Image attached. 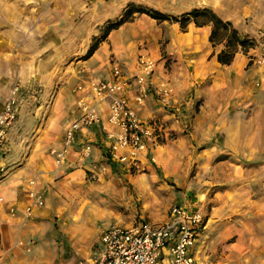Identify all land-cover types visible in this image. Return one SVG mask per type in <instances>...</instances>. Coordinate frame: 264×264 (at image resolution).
Listing matches in <instances>:
<instances>
[{
    "label": "rangeland",
    "instance_id": "374dc122",
    "mask_svg": "<svg viewBox=\"0 0 264 264\" xmlns=\"http://www.w3.org/2000/svg\"><path fill=\"white\" fill-rule=\"evenodd\" d=\"M130 4L174 16L182 10L176 0H0V112L12 85L19 87L16 122L0 147V180L8 168L34 154L47 159L56 129L72 121L80 80L104 79L114 63L130 74L139 54L168 64L165 32L176 24L134 14L104 36L108 23ZM101 39L98 49L104 58L89 62L88 48ZM254 43V57L247 55L252 49L245 55L254 70L263 71L264 63L254 60L264 57V33ZM252 81L255 89L260 87V77ZM191 120L182 131L169 130L168 138L159 140L152 153L155 162L143 170L110 168L104 149L89 170L45 185L39 210L50 211L58 251L51 264L91 257L107 227L160 223L174 205L205 217L200 242L205 241L207 264H264V97L254 96L252 103L230 111L210 140L209 130L199 137L193 133ZM45 168L30 179L51 173ZM64 228L72 231L64 234ZM0 264H9L3 255Z\"/></svg>",
    "mask_w": 264,
    "mask_h": 264
},
{
    "label": "crops",
    "instance_id": "0c3cea01",
    "mask_svg": "<svg viewBox=\"0 0 264 264\" xmlns=\"http://www.w3.org/2000/svg\"><path fill=\"white\" fill-rule=\"evenodd\" d=\"M176 2L182 9L178 12L179 15L193 9L206 8L221 20L230 22L241 37L258 41V38L263 36L264 0H176ZM164 23L166 22L161 24ZM176 25V27L170 25V32H165L168 42L164 52L168 64H165L164 60L158 62L152 76L154 84L167 81L173 89V97L167 108L160 106L153 98L149 99L141 109L140 115L145 120L161 118L159 122L164 123L168 131L176 129L178 132L186 127L192 117L193 133L199 137L204 131L209 130L210 135L207 140H210L214 133H219L218 126L230 111L252 103L254 96L264 97V69L260 71L259 67L254 70L255 67L249 64L251 59L247 56L254 57L252 53L258 48L252 49L247 55L238 50L230 65H221L217 62L216 55L224 49V46L223 44L212 46L209 43L210 25L198 27L189 23L184 32L180 30L178 24ZM98 55L101 60L104 58V51H100ZM93 56L89 62L95 60ZM255 76L261 79V85L257 89L254 88L252 81ZM104 77L109 79L110 74H104ZM57 98L58 96L53 105ZM72 112L73 120L76 110L73 109ZM65 120H67L66 116ZM64 125L56 129L58 135H55V140L52 141L54 145L51 148L60 145L67 126ZM87 143L92 148L90 158L85 161L79 160L76 152L71 151L64 164L55 167L50 155L46 160H41L34 154L23 160L21 165L10 167L6 173L4 172L0 180V255H3L7 263L51 264L58 257V251L54 246L56 237L54 238L50 232L48 223L50 211L37 210L28 221L20 217L25 204L26 184L35 170H47L46 166L51 173L45 174L41 179L36 178L43 191L45 185L55 178L89 170L87 166L95 165L93 160L102 157V150L109 151V149L98 126L92 127L87 133L78 134L74 149L78 150ZM26 173H29L27 178ZM10 207L16 208L15 216L8 214ZM71 231V228L63 229L64 234H69ZM18 242H23L24 248H16ZM204 246L205 241L200 242L199 237L195 255L197 264H201L199 258L202 264H207V260L204 262Z\"/></svg>",
    "mask_w": 264,
    "mask_h": 264
},
{
    "label": "built area",
    "instance_id": "2783aa9c",
    "mask_svg": "<svg viewBox=\"0 0 264 264\" xmlns=\"http://www.w3.org/2000/svg\"><path fill=\"white\" fill-rule=\"evenodd\" d=\"M255 58V63H264V57ZM155 70V61L139 54L131 74L114 63L109 79L80 81L74 88L76 115L67 124L60 145L49 150L55 167L64 164L71 151L81 161L90 158V144L74 148L77 135L94 126L99 127L107 143L111 162L119 167L138 171L155 162L152 153L161 138H168L169 131L162 122L143 119L140 112L149 99L167 108L173 97L167 81L153 83ZM18 90L14 83L0 112V147L16 122ZM24 196L20 217L27 220L45 201L36 178L27 181ZM8 212L11 216L17 214L14 207L8 208ZM205 226V217L199 210L174 205L167 220L160 223L142 221L131 226L107 227L99 235L94 254L75 264H197L196 245ZM18 246L24 244L18 242Z\"/></svg>",
    "mask_w": 264,
    "mask_h": 264
},
{
    "label": "trees",
    "instance_id": "16d2710c",
    "mask_svg": "<svg viewBox=\"0 0 264 264\" xmlns=\"http://www.w3.org/2000/svg\"><path fill=\"white\" fill-rule=\"evenodd\" d=\"M134 14L145 15L151 20H154L156 23L170 22L178 24L182 32L185 31L189 23H193L198 27L210 25L211 31L208 39L209 43L212 46L218 44H223L224 46V49L216 55V60L221 65H230L238 50L243 54H246L250 49L255 47V43L252 39L241 37L237 30L232 27L230 22L221 20L215 13L206 8L193 9L189 12L174 16L155 9L140 6L136 7V5L130 4L118 20L108 23V25L104 28V36L129 22L133 18ZM102 41L103 39L90 46L85 57L90 58L98 49V45ZM107 162L108 164L110 163V168H113L114 163H111L108 155Z\"/></svg>",
    "mask_w": 264,
    "mask_h": 264
},
{
    "label": "bare ground",
    "instance_id": "6f19581e",
    "mask_svg": "<svg viewBox=\"0 0 264 264\" xmlns=\"http://www.w3.org/2000/svg\"><path fill=\"white\" fill-rule=\"evenodd\" d=\"M100 51H101V50H97V51L95 52V54H94V58H98V57H99L98 53H99ZM2 232H3V229H2Z\"/></svg>",
    "mask_w": 264,
    "mask_h": 264
}]
</instances>
